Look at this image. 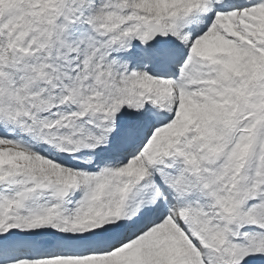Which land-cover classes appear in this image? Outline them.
<instances>
[{"label":"snow or ice","instance_id":"snow-or-ice-1","mask_svg":"<svg viewBox=\"0 0 264 264\" xmlns=\"http://www.w3.org/2000/svg\"><path fill=\"white\" fill-rule=\"evenodd\" d=\"M0 264H264V0H0Z\"/></svg>","mask_w":264,"mask_h":264}]
</instances>
